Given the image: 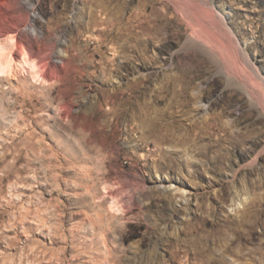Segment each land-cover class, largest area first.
Masks as SVG:
<instances>
[{
    "label": "rangeland",
    "instance_id": "374dc122",
    "mask_svg": "<svg viewBox=\"0 0 264 264\" xmlns=\"http://www.w3.org/2000/svg\"><path fill=\"white\" fill-rule=\"evenodd\" d=\"M184 1L40 0L37 28L64 42L69 65L52 95L0 75V264H61L71 247L64 264H264V136L253 131L264 121L251 125L263 116L184 47L194 29ZM213 1L264 75V0ZM16 17L9 6L0 26ZM175 101H189L185 114ZM221 113L232 129L212 142L215 164L214 152L199 155L202 127ZM176 118L168 143L141 136ZM233 133L246 142L230 144ZM165 180L184 191L165 193ZM127 182L145 191L142 204L112 213L104 187ZM54 236L65 242L50 245Z\"/></svg>",
    "mask_w": 264,
    "mask_h": 264
},
{
    "label": "bare ground",
    "instance_id": "6f19581e",
    "mask_svg": "<svg viewBox=\"0 0 264 264\" xmlns=\"http://www.w3.org/2000/svg\"><path fill=\"white\" fill-rule=\"evenodd\" d=\"M26 1L27 0H0V16L5 17L7 15L9 6H12L13 13L18 15V17H16V22H13V24H6L5 22V25L0 26V75L9 82L22 81L23 85L30 81L35 85L42 86L46 89L48 88L49 94L52 95L56 89L61 86L64 73H66L65 70L68 68L69 58L67 59L66 57L68 56V49L64 47L65 44L63 41H58V44H56L53 41L54 38H50L46 33L38 30L35 15L40 0H31L32 2L28 0V3H26ZM182 12L188 18L189 24L194 28L192 34H190L185 41L184 47L188 50H196L206 55L224 75L227 87L238 90L248 96L251 102L250 106L253 109L259 110L260 116H263L254 121L253 124H251L252 126L263 123L264 75L261 69L251 60L248 51L240 43L238 35L227 23L224 13L217 9L213 0H185ZM128 30L134 32L131 25H127L126 31L128 32ZM144 42L146 41L144 40ZM122 49L123 51H127L128 48L126 47L125 49L123 45ZM223 56L229 58L230 62H224L222 59ZM188 87L182 89L183 93L181 96L190 89ZM45 99L50 101L46 94ZM174 104L180 108L179 112H183L184 114L190 107L189 101H175ZM174 104L171 105L172 108ZM73 109L74 108L68 104L60 105L58 108L60 118L67 120L71 118ZM119 109L121 110V108ZM142 109V106L138 107L137 113L135 114L137 117L140 116L138 118H141ZM170 114L171 116L173 115L172 118H175V112H171ZM221 114L212 116V118L207 121L206 125L202 127L203 138L206 139L204 136H209L210 142L205 145V150L199 153L202 158H211L212 152L216 155L215 148L219 146L222 141L220 133L232 129L231 123L224 121V113ZM178 123L179 120L177 118L163 125L152 123L149 130H141V136L150 137L151 135L158 134L159 145L162 146V144L168 143L171 140L169 131L171 128L176 127ZM194 127H197L196 123ZM209 131L212 133L209 134ZM253 131L255 133L259 132L264 136V125L262 128H255ZM244 133H233L229 135V143L235 145L244 144L247 140V133ZM212 142H216L219 145L215 146ZM262 153H264V148ZM218 156L216 155L211 161L215 164L218 163L221 158V156ZM256 161L257 160L252 164L256 163ZM139 186V183L130 184L129 182L123 183L121 187L117 189L105 186L103 199H110V211L112 213L126 215L135 207L141 205V200L143 196H145V191L141 190ZM173 188L174 185L166 180L161 186V189H163L165 193L170 191V189L178 192L184 191L181 187ZM246 200L247 199H245V201ZM255 207L261 209L264 205L258 203ZM260 209H256L259 214L263 210ZM75 216L77 215L75 214L74 217ZM58 232L59 230H54V234ZM55 236L52 237L50 245H57L65 242V238L58 239ZM105 248L107 249V255H109L106 260H111V251L107 243H105ZM70 252L75 253L76 249L74 247L63 248L60 259L61 264H64L63 262H65V260L63 259H65ZM77 257L78 255L76 259Z\"/></svg>",
    "mask_w": 264,
    "mask_h": 264
}]
</instances>
